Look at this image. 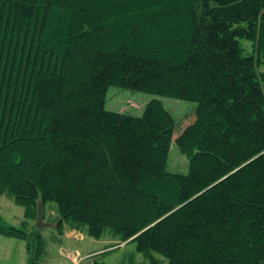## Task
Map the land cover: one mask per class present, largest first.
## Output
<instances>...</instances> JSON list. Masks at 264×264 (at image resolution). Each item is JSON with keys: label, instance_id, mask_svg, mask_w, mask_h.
Returning a JSON list of instances; mask_svg holds the SVG:
<instances>
[{"label": "trees", "instance_id": "obj_1", "mask_svg": "<svg viewBox=\"0 0 264 264\" xmlns=\"http://www.w3.org/2000/svg\"><path fill=\"white\" fill-rule=\"evenodd\" d=\"M263 66L264 0H0V194L150 264H264ZM111 86L198 104L188 174L162 101L107 110Z\"/></svg>", "mask_w": 264, "mask_h": 264}, {"label": "rangeland", "instance_id": "obj_2", "mask_svg": "<svg viewBox=\"0 0 264 264\" xmlns=\"http://www.w3.org/2000/svg\"><path fill=\"white\" fill-rule=\"evenodd\" d=\"M243 43L246 44L245 41ZM262 69L264 70V66ZM153 99L161 100L164 107L178 121L169 152L168 171L186 175L189 173L190 161L180 151L175 139L196 121L198 106L196 102L111 86L105 108L142 116L145 107ZM25 214V208L16 204L12 197L0 194V217L4 223L17 229H24L28 233L37 232L36 219L29 221ZM57 215L56 203H48L44 221L56 223ZM54 226L38 230L45 241V252L40 258L37 240L33 241L34 253L30 255L26 240L0 234V264H30L32 260L36 264L38 260V264H150L145 256L137 251L135 242H124L117 246L119 238L109 230L101 238H93L85 231L71 230L67 226L63 227L60 233ZM112 248L114 249L111 250Z\"/></svg>", "mask_w": 264, "mask_h": 264}, {"label": "water", "instance_id": "obj_3", "mask_svg": "<svg viewBox=\"0 0 264 264\" xmlns=\"http://www.w3.org/2000/svg\"><path fill=\"white\" fill-rule=\"evenodd\" d=\"M36 227L38 230H42L45 227H52L54 224L53 223H46L44 221V212H43V204L42 202L38 203V208H37V216H36Z\"/></svg>", "mask_w": 264, "mask_h": 264}]
</instances>
